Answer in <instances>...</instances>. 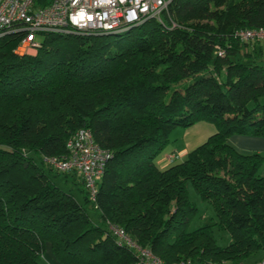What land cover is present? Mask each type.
Returning a JSON list of instances; mask_svg holds the SVG:
<instances>
[{
    "label": "trees",
    "instance_id": "obj_1",
    "mask_svg": "<svg viewBox=\"0 0 264 264\" xmlns=\"http://www.w3.org/2000/svg\"><path fill=\"white\" fill-rule=\"evenodd\" d=\"M168 12L120 31L44 33L33 53L15 51L22 32L0 34V264H45L48 243L63 264H138L109 222L163 264L264 257L248 260L264 253V155L228 142L264 137L260 41L236 35L264 25V0H171ZM199 120L216 131L159 166L171 130ZM79 127L108 153L97 206L78 171L44 159L65 155ZM187 180L215 214L192 229ZM213 226L229 231L227 244Z\"/></svg>",
    "mask_w": 264,
    "mask_h": 264
},
{
    "label": "built area",
    "instance_id": "obj_2",
    "mask_svg": "<svg viewBox=\"0 0 264 264\" xmlns=\"http://www.w3.org/2000/svg\"><path fill=\"white\" fill-rule=\"evenodd\" d=\"M171 0H0V34L8 30L22 32L15 47L19 54L36 51L44 33L78 31L111 32L142 23L147 18L163 20ZM174 24V23H173ZM241 41L264 40V25L236 30ZM218 55L224 49L216 45ZM65 155H44L45 161L58 171L76 170L83 178L90 200L96 204L98 183L105 170L107 150L100 147L87 127H79L66 140ZM174 154L166 156L172 160ZM118 240L139 254L138 264H163L150 248L138 244L123 227L108 223ZM172 264H198L190 258ZM209 264V263H203ZM243 264H264V257Z\"/></svg>",
    "mask_w": 264,
    "mask_h": 264
},
{
    "label": "crops",
    "instance_id": "obj_3",
    "mask_svg": "<svg viewBox=\"0 0 264 264\" xmlns=\"http://www.w3.org/2000/svg\"><path fill=\"white\" fill-rule=\"evenodd\" d=\"M176 128H180L176 129L178 131H175L177 134L176 137L174 140L170 138L169 144L157 159V163L161 167H166L170 163L183 160L190 150L204 142L210 134L216 131V126L212 122L206 120L196 121L187 127L177 126ZM228 142L240 152H259L264 155L263 136L233 133L228 137ZM171 153L174 154L172 160H166V156ZM259 172L264 175V162ZM43 256L45 257V264H63L55 257L49 243L46 246ZM261 256H264V253L259 257Z\"/></svg>",
    "mask_w": 264,
    "mask_h": 264
},
{
    "label": "rangeland",
    "instance_id": "obj_4",
    "mask_svg": "<svg viewBox=\"0 0 264 264\" xmlns=\"http://www.w3.org/2000/svg\"><path fill=\"white\" fill-rule=\"evenodd\" d=\"M260 45H261L262 52H261L259 61L264 64V40L260 41ZM30 53H33V52H30ZM173 129L170 132V138L172 140H174V138L177 135L175 131H178V130L176 129H180V128L175 127ZM56 180L62 187L66 189L69 188V185L63 182L61 178H57ZM186 185H187V188L190 194V198L194 200L198 206V209L195 215L193 216L192 220L189 223V226H188L189 229L195 228L201 224L212 222L213 220H215V214H214L212 207L208 205L206 201L201 200L199 195L195 192L190 180H187ZM76 196L81 200L79 195H76ZM91 213H92V216L95 218V213L93 211ZM213 231H214V235L216 237L217 242L221 245L227 244L229 240L231 239V236L228 230H224V229L221 230L217 226H213ZM261 254H263V251H258L257 253L251 255L248 258V260L252 261L253 259L258 258ZM43 259L45 261V257H43Z\"/></svg>",
    "mask_w": 264,
    "mask_h": 264
}]
</instances>
